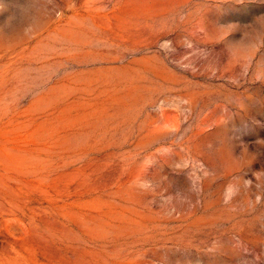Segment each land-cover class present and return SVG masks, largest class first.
I'll return each mask as SVG.
<instances>
[{
  "label": "rangeland",
  "instance_id": "374dc122",
  "mask_svg": "<svg viewBox=\"0 0 264 264\" xmlns=\"http://www.w3.org/2000/svg\"><path fill=\"white\" fill-rule=\"evenodd\" d=\"M0 264H264V0H0Z\"/></svg>",
  "mask_w": 264,
  "mask_h": 264
}]
</instances>
